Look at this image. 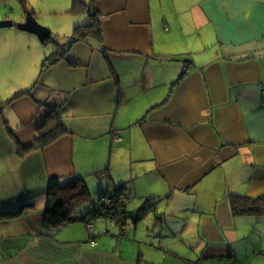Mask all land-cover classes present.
<instances>
[{
    "label": "crops",
    "instance_id": "crops-1",
    "mask_svg": "<svg viewBox=\"0 0 264 264\" xmlns=\"http://www.w3.org/2000/svg\"><path fill=\"white\" fill-rule=\"evenodd\" d=\"M84 1L102 41L0 29L31 57L0 60V213L37 204L0 221V264H264V217L228 201L264 194V0ZM49 108L69 134L21 158ZM75 176L133 218L45 234L49 179Z\"/></svg>",
    "mask_w": 264,
    "mask_h": 264
},
{
    "label": "trees",
    "instance_id": "trees-1",
    "mask_svg": "<svg viewBox=\"0 0 264 264\" xmlns=\"http://www.w3.org/2000/svg\"><path fill=\"white\" fill-rule=\"evenodd\" d=\"M83 7L86 8L84 1L75 0L74 8L70 13H80ZM95 17L96 15L92 13L89 23L76 26L73 43L81 42L83 38L89 36L96 37L98 40L102 41V31ZM42 68L46 69V64L43 65ZM30 91L31 90L18 93L14 99L29 95ZM68 134L69 130L64 123L63 117L58 113L56 108H49L47 122L44 127L38 131L34 144L28 148L19 146V156L21 158H25L32 152L42 151ZM106 173L107 171L101 173L96 172L95 175L101 179L103 178L108 180L109 175ZM121 188L123 189L124 187ZM99 194L100 196L98 197V201L93 202L91 193L88 189L87 180L84 177L75 176L69 179L50 178L48 181L46 219L44 224V229L46 231L45 234L49 235L65 225L79 221V219L82 221L84 220L83 222L85 223L90 221L92 224L94 221L100 220H111L117 222V220H115V218L109 213L113 210V208L111 207V209H107L102 201L103 198H107L116 206L118 199L124 195H107L106 193H103V190H101ZM228 201L231 211L235 217H264V194L258 197L231 194L228 196ZM88 205L90 208L86 207ZM36 206V203H27L21 205V207L17 210L0 213V221L20 218L26 211L35 209ZM121 208H123V215H125V221L123 223L124 226L127 219L133 217L132 213H129L127 209H125V206H122ZM80 209L83 211L79 213L78 211ZM105 211L108 213L105 214L104 218L97 220V217ZM82 213H87V216L84 219L78 217V215ZM144 215L145 213L134 218L139 220L140 218H143Z\"/></svg>",
    "mask_w": 264,
    "mask_h": 264
},
{
    "label": "rangeland",
    "instance_id": "rangeland-1",
    "mask_svg": "<svg viewBox=\"0 0 264 264\" xmlns=\"http://www.w3.org/2000/svg\"><path fill=\"white\" fill-rule=\"evenodd\" d=\"M74 1L75 0H0V18L6 17L15 24H20L31 14L41 26L48 28L54 36H59V39L62 40L64 37L74 32L75 26L71 21L76 20L77 26L78 23L87 24L90 22L88 16L83 13H70L74 8ZM79 20L85 21L81 22ZM40 45L42 46L41 42ZM3 46L4 45L0 44V60L9 58L13 65H17L23 60L31 58L17 47L10 45ZM45 46L49 48L52 45L48 43ZM28 51L30 52V49ZM6 76L7 72L0 69V85L3 84L2 81ZM92 182L93 180H89L87 185L94 202L98 201L101 188H97L99 184L98 181H96L95 186ZM103 193L107 195H109V193L114 194L115 190L107 183L105 189H103ZM86 207L90 208L89 205ZM82 211L83 210L80 209L78 212L80 213ZM188 234H192L190 229L188 230Z\"/></svg>",
    "mask_w": 264,
    "mask_h": 264
},
{
    "label": "water",
    "instance_id": "water-1",
    "mask_svg": "<svg viewBox=\"0 0 264 264\" xmlns=\"http://www.w3.org/2000/svg\"><path fill=\"white\" fill-rule=\"evenodd\" d=\"M13 27H16L18 31L37 36L41 43H45L51 37V31L48 28L41 26L31 14H29L25 21L20 24H15L8 19L0 20V29Z\"/></svg>",
    "mask_w": 264,
    "mask_h": 264
},
{
    "label": "built area",
    "instance_id": "built-area-1",
    "mask_svg": "<svg viewBox=\"0 0 264 264\" xmlns=\"http://www.w3.org/2000/svg\"><path fill=\"white\" fill-rule=\"evenodd\" d=\"M102 202L106 206L107 209H111V207L113 208V210H111L109 213L111 214L112 217L115 218V220H117V222L120 225V227H122L123 223L125 221V215H123V208H121V207L122 206L124 207L127 204L128 199L125 198V197H120V199H118V201L116 203L117 207L110 200H108L107 198H103ZM106 213H108V212L105 211L102 214H100L97 217V220H99L101 218H104ZM86 226H87V229L89 231H91L93 229V224L90 221L86 222ZM93 244H95V242H93Z\"/></svg>",
    "mask_w": 264,
    "mask_h": 264
}]
</instances>
